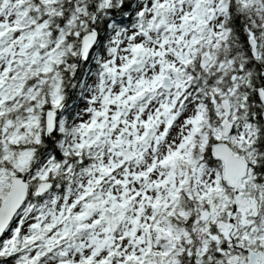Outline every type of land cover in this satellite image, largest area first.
Here are the masks:
<instances>
[{
    "label": "snow or ice",
    "instance_id": "obj_1",
    "mask_svg": "<svg viewBox=\"0 0 264 264\" xmlns=\"http://www.w3.org/2000/svg\"><path fill=\"white\" fill-rule=\"evenodd\" d=\"M0 264H264V0H0Z\"/></svg>",
    "mask_w": 264,
    "mask_h": 264
}]
</instances>
